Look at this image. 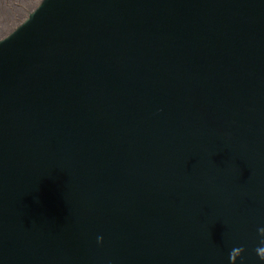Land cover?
Returning a JSON list of instances; mask_svg holds the SVG:
<instances>
[{"label": "water", "instance_id": "water-1", "mask_svg": "<svg viewBox=\"0 0 264 264\" xmlns=\"http://www.w3.org/2000/svg\"><path fill=\"white\" fill-rule=\"evenodd\" d=\"M0 264H264V0H41L1 38Z\"/></svg>", "mask_w": 264, "mask_h": 264}, {"label": "rangeland", "instance_id": "rangeland-1", "mask_svg": "<svg viewBox=\"0 0 264 264\" xmlns=\"http://www.w3.org/2000/svg\"><path fill=\"white\" fill-rule=\"evenodd\" d=\"M29 1L0 0V39L24 21L31 13L32 6L40 2V0Z\"/></svg>", "mask_w": 264, "mask_h": 264}, {"label": "trees", "instance_id": "trees-1", "mask_svg": "<svg viewBox=\"0 0 264 264\" xmlns=\"http://www.w3.org/2000/svg\"><path fill=\"white\" fill-rule=\"evenodd\" d=\"M26 1V0H25ZM27 1H29V0H27ZM32 1V0H31ZM41 1V0H40ZM30 2V1H29ZM26 6H29V5H26ZM36 7V4L34 5V6H32V8L34 9ZM32 9V10H33Z\"/></svg>", "mask_w": 264, "mask_h": 264}]
</instances>
